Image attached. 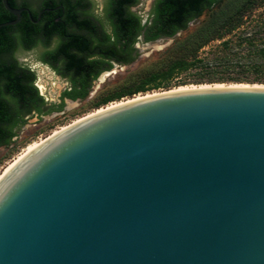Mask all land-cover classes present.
I'll return each mask as SVG.
<instances>
[{
  "label": "water",
  "instance_id": "obj_1",
  "mask_svg": "<svg viewBox=\"0 0 264 264\" xmlns=\"http://www.w3.org/2000/svg\"><path fill=\"white\" fill-rule=\"evenodd\" d=\"M133 97L3 174L0 264H264V84Z\"/></svg>",
  "mask_w": 264,
  "mask_h": 264
},
{
  "label": "trees",
  "instance_id": "obj_2",
  "mask_svg": "<svg viewBox=\"0 0 264 264\" xmlns=\"http://www.w3.org/2000/svg\"><path fill=\"white\" fill-rule=\"evenodd\" d=\"M8 1L14 5L13 0ZM75 1L48 0L50 3H62L71 12L68 17L73 14ZM263 5L264 0H154L147 23L141 25L135 13L120 11L113 23L112 34L94 28L85 31L80 21H76V28H66L63 22L59 24L49 16L43 18L41 28L47 30L44 43L49 42L51 36L58 38L56 48L46 52L57 58L50 64L63 75L71 74L72 88L65 91L63 96L77 99L88 95L92 80L100 72L112 68L111 59L126 64L136 58L138 50L134 43L139 34L143 35L144 41L173 38L168 49L173 50L177 56L170 61L165 76L176 69L192 65H220L225 69L235 66L241 70L263 72L264 12L255 13V9ZM210 9L213 10L207 18L191 32L181 38L176 37L178 32L187 28L190 21ZM11 18L12 15L0 0V22ZM25 23L27 27L38 30L28 18L23 21V26ZM12 28L0 27V53L6 48L4 41ZM214 40L219 41L221 46L217 54L210 59L199 57L200 50ZM25 70L13 60L0 58V145L7 144L13 138L14 127L26 121L24 114L35 110L39 115L53 110L60 111L63 107V103L43 107V100L32 85L34 76L25 73ZM162 72L152 73L148 81L141 82L133 89L107 95L97 105L145 91V85L157 80Z\"/></svg>",
  "mask_w": 264,
  "mask_h": 264
},
{
  "label": "rangeland",
  "instance_id": "obj_3",
  "mask_svg": "<svg viewBox=\"0 0 264 264\" xmlns=\"http://www.w3.org/2000/svg\"><path fill=\"white\" fill-rule=\"evenodd\" d=\"M136 13L144 18L147 14L149 4L152 0H140ZM149 2V3H148ZM213 10V9H212ZM206 10L199 18L188 23L185 30L177 33V38L183 37L191 32L200 22L204 21L212 11ZM264 12V5L255 9V13ZM242 29V25L240 27ZM234 39V36L230 37ZM173 38L162 37L154 41L144 42L139 40L135 43L138 50L136 58L126 64L114 63L112 69L107 71L102 82L99 78L92 81L89 94L82 99L74 101L66 100L65 106L60 111L43 112L36 117L32 112L24 114L25 122L14 127L13 138L4 145H0V170L10 162L26 145L34 140L46 137L60 126L71 123L73 120L103 107L113 101H121L135 95L173 89L179 86H196L206 84H264V71L241 70L238 67L222 68V66H200L192 65L185 69H176L168 76L165 71L170 61L177 56L173 50L168 49ZM220 42L214 40L202 48L199 57L210 59L217 54L221 48ZM41 50L39 46L37 52ZM35 52L21 55L20 59L38 67L44 68L42 63L37 62ZM47 73L46 68H44ZM158 71H163L157 80L147 83L145 91H139L132 95H124L105 104L97 105L104 97L133 89L143 81H148L149 76ZM49 75V74H47Z\"/></svg>",
  "mask_w": 264,
  "mask_h": 264
},
{
  "label": "flooded vegetation",
  "instance_id": "obj_4",
  "mask_svg": "<svg viewBox=\"0 0 264 264\" xmlns=\"http://www.w3.org/2000/svg\"><path fill=\"white\" fill-rule=\"evenodd\" d=\"M13 2L14 5L9 1L8 4L13 8L20 9L21 15L19 21L15 24L5 25L13 26L14 28L8 31V36L4 41V46L6 48L1 51L0 58L2 60H13L26 69L24 71L25 73L33 74L34 78L32 80V85L36 88L38 95L42 98L43 107L57 106L61 103H63L64 107L66 100H76L63 96L65 91L71 90L72 88L71 74L63 75L57 72L52 64H50L57 58L46 54V52L52 51L56 48L58 45V38L56 36H51L49 42L44 43L47 39L44 35L47 33V30L41 28L44 24L43 18L45 16L53 17L55 22L59 24L63 22L62 24H64L66 28H76L78 24L76 21H80L81 27L85 31L94 28L95 30H101L105 31L107 34H112L113 23L120 11L135 13L140 18L141 25L147 23L148 20H150L149 13L154 0L149 4L147 14L144 18H141L136 13L140 6L139 4L142 3L140 0H135V2H129V0H76L71 17H68L69 14L71 15V12L66 10L62 3H50L48 0H13ZM3 7L5 8L4 4ZM9 13L12 15V18L6 21H11L16 18L11 12ZM25 18H28L38 30H34L32 27H27V23L23 26ZM73 18L74 20H72ZM23 38L26 40L23 41ZM139 40L144 41L142 34L137 36L136 42ZM39 46L41 47V50L37 52ZM35 51L36 53H34V55L37 62L42 63L45 66L44 68H46L47 73L44 68L38 69V67L29 64L28 59L25 61L20 59L21 55ZM110 63L113 66L114 63L118 62L111 59ZM109 70L100 72L92 81L100 78L103 73ZM32 113L36 117L42 116V113L38 115L35 110H32Z\"/></svg>",
  "mask_w": 264,
  "mask_h": 264
},
{
  "label": "bare ground",
  "instance_id": "obj_5",
  "mask_svg": "<svg viewBox=\"0 0 264 264\" xmlns=\"http://www.w3.org/2000/svg\"><path fill=\"white\" fill-rule=\"evenodd\" d=\"M107 74H108V72L103 73V74L100 76V78H99V82H102ZM209 85H211V84H206V85H196V86H209ZM213 85H215V86H222V85H224V84H213ZM232 85H238V84H232ZM196 86H179V87H176V88H173V89H186V88L196 87ZM173 89H170V90H173ZM152 93H156V92H152ZM145 94H146V95H149L150 93H145ZM140 96H141V94H139V95H135L134 97H140ZM134 97H133V98H134ZM131 98H132V97H131ZM131 98H127V99H125V100H121V101H113V102H110V103L106 104V105L103 106V107L97 108V109H95L94 111L89 112L88 114H86V115H84V116H81V117H79V118L73 120L71 123H73V122H75V121H78V120H80V119H82V118H84V117H86V116H89V115H91V114H93V113H95V112H97V111H100V110H102V109H104V108L112 107V106L118 105V104H120V103H122V102H124V101H128V100L131 99ZM69 124H70V123H69ZM69 124H66V125L60 126L59 128L53 130V131H52L49 135H47L46 137H42V138H39V139H37V140H34V141L28 143V144L26 145V147L23 148V150H22L20 153H18V154H17V155H16V156H15L10 162H8V163L2 168V170H0V178L3 176V174H4L8 169H10V167H12V165H14L17 161H19L20 159H22L23 157H25L30 151H32V150H33L35 147H37L42 141H44V139H46L47 137H49V136L52 135L53 133H56V132L59 131L60 129H63V128L67 127Z\"/></svg>",
  "mask_w": 264,
  "mask_h": 264
}]
</instances>
